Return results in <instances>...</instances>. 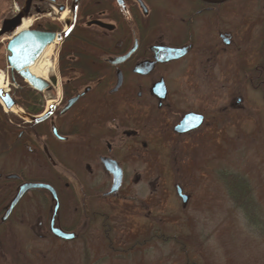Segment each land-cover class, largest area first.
I'll return each instance as SVG.
<instances>
[{
	"label": "flooded vegetation",
	"instance_id": "af4514ba",
	"mask_svg": "<svg viewBox=\"0 0 264 264\" xmlns=\"http://www.w3.org/2000/svg\"><path fill=\"white\" fill-rule=\"evenodd\" d=\"M214 1L0 0V31L24 10L30 31L69 32L49 75L54 100L46 106L42 93L7 72L16 91L41 98L40 116L48 108L51 114L0 132V264L53 255L89 225L99 224L109 241L112 210L153 223L166 203L164 188L180 186L192 202L183 183H168L165 167L182 175L202 152L205 129L246 108L245 96L221 88L222 79L235 81L239 69L251 82L264 64V31L254 67L247 39L236 36L247 0ZM9 41L0 37L7 63ZM118 172L122 183L112 192ZM26 185L50 189L31 188L15 203Z\"/></svg>",
	"mask_w": 264,
	"mask_h": 264
},
{
	"label": "rangeland",
	"instance_id": "374dc122",
	"mask_svg": "<svg viewBox=\"0 0 264 264\" xmlns=\"http://www.w3.org/2000/svg\"><path fill=\"white\" fill-rule=\"evenodd\" d=\"M263 16L264 2L247 0L235 22L237 38L242 43L247 39L244 46L251 51L253 67L262 47ZM60 51L62 57V44L56 46L53 64ZM0 57V71L7 75L5 50L0 51ZM242 77L238 69L235 81L222 79L220 87L226 85L237 96L243 94L246 108L231 114L230 119L222 114L221 125L205 129L202 152L189 161L182 175L175 165L165 167L170 185L181 182L191 191L192 202L186 209L175 188L172 193L164 188L166 203L157 208L153 223L146 222L143 216L137 220L126 212L112 210L115 230L109 241H105L99 224L89 225L82 228V237L77 241L61 243L59 252L44 258L31 254L28 264H264V95L243 82ZM14 85L17 86L10 82V93L25 114L17 116L0 105L1 133L11 122H30L27 102H32L35 109L43 105L37 96L27 101ZM41 95L46 106L54 100V88ZM4 161L5 157H1L2 167ZM231 175L247 184V198L253 199L255 213L251 208L244 211L242 204L231 198L224 181ZM141 194H146L143 187Z\"/></svg>",
	"mask_w": 264,
	"mask_h": 264
},
{
	"label": "water",
	"instance_id": "95a60500",
	"mask_svg": "<svg viewBox=\"0 0 264 264\" xmlns=\"http://www.w3.org/2000/svg\"><path fill=\"white\" fill-rule=\"evenodd\" d=\"M225 0H216L215 3H222ZM24 11V10H23ZM23 14H19L17 19L7 22L4 24V29L0 33V37L6 34H14L17 30L22 27V19ZM16 37L10 42L8 47L9 56V65L11 69L16 72L22 79L27 81L29 85L38 92H43L48 88V85L42 79L34 76L30 68L33 67L36 62L40 59L44 51L50 46L52 43L57 41H62V36H58L55 33H46V32H38V31H23L21 33H16ZM0 100L6 106V109L11 110L16 106V102L12 99V97L5 91L0 89ZM48 118H35L33 121L36 123L43 122ZM187 125H181V128H186ZM179 130V128H178ZM187 130V129H185ZM180 131V130H179ZM182 132V131H180ZM122 183V173L118 172L115 175V183L112 192H117ZM46 187L43 185H26L22 187L21 193L16 199L15 203H17L20 198L24 195V193L31 188H42ZM49 188V187H46ZM50 189V188H49ZM179 195H182L181 189L178 188ZM188 199L184 197V204H187ZM58 235L61 238L66 240H72L74 235H67L62 232H59Z\"/></svg>",
	"mask_w": 264,
	"mask_h": 264
},
{
	"label": "trees",
	"instance_id": "16d2710c",
	"mask_svg": "<svg viewBox=\"0 0 264 264\" xmlns=\"http://www.w3.org/2000/svg\"><path fill=\"white\" fill-rule=\"evenodd\" d=\"M263 43H264V37H263ZM262 53L264 54V46L262 48ZM251 79L252 81L249 83L251 84L252 88L257 91L261 90L264 95V64L262 66H259L253 72H251ZM20 95L23 96L22 94ZM32 97H35V96L30 94V96L27 97V101H29V99L32 101L33 100ZM31 104L32 103L27 102V105H25L28 112L32 115L40 114L42 111L41 108H38V109L32 108ZM0 122H1V117H0ZM231 176L232 177L230 176L224 177V181L226 182V185L229 189L231 198L235 201V203H241L242 209H244V211L251 210V209L254 211V206L252 203L253 199L251 201L249 198H247V195L250 191L247 184L241 179L239 180L238 177L233 176V175ZM255 212L256 211H254V213Z\"/></svg>",
	"mask_w": 264,
	"mask_h": 264
},
{
	"label": "bare ground",
	"instance_id": "6f19581e",
	"mask_svg": "<svg viewBox=\"0 0 264 264\" xmlns=\"http://www.w3.org/2000/svg\"><path fill=\"white\" fill-rule=\"evenodd\" d=\"M68 15L64 14L62 15V21L67 20ZM32 25L31 21H24L23 22V26L21 28L18 29V33H21L22 31L28 30ZM59 45L56 42L53 43L52 45H50L45 52L43 53V55L41 56V58L36 62V64L30 68L31 73L43 80H48L49 79V75L51 70L54 68L53 67V63H52V57L55 55V49L56 46ZM0 89L8 92L9 90V82L7 80V76L4 72L0 71ZM10 113H13L17 116L23 117L24 116V112L18 108V107H14L11 111H9Z\"/></svg>",
	"mask_w": 264,
	"mask_h": 264
}]
</instances>
